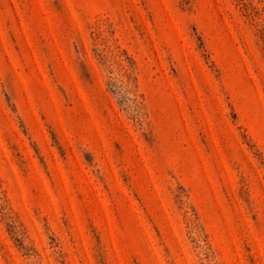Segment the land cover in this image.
Masks as SVG:
<instances>
[{"label":"rangeland","instance_id":"rangeland-1","mask_svg":"<svg viewBox=\"0 0 264 264\" xmlns=\"http://www.w3.org/2000/svg\"><path fill=\"white\" fill-rule=\"evenodd\" d=\"M0 264H264V0H0Z\"/></svg>","mask_w":264,"mask_h":264}]
</instances>
